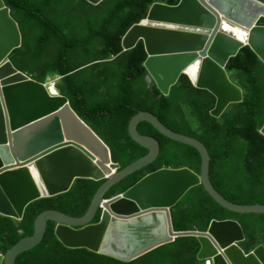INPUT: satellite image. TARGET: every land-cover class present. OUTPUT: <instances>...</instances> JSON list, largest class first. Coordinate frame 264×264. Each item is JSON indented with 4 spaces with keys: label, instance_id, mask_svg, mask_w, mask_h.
Here are the masks:
<instances>
[{
    "label": "water",
    "instance_id": "water-1",
    "mask_svg": "<svg viewBox=\"0 0 264 264\" xmlns=\"http://www.w3.org/2000/svg\"><path fill=\"white\" fill-rule=\"evenodd\" d=\"M98 4L103 0H87ZM264 0H178L170 5L153 3L146 17L123 35L124 50L142 41L146 79L161 94L181 74L192 85L215 97L210 114L219 117L242 91L229 78L226 65L243 46H249L264 64ZM233 29L242 31L238 38ZM22 44L18 22L9 6L0 0V213L17 224L32 201L65 192L78 178L105 179L85 214L74 216L57 209L38 214L32 234L24 236L5 253L0 264H16L18 255L39 244L48 221L69 247L87 248L122 261L133 259L178 237L194 236L200 248L197 259L205 264H264V246L245 253L244 240L235 220H212L206 231L173 229L170 209L192 187L201 184L221 207L235 213L264 214V204H237L224 198L209 178L210 156L197 139L177 133L149 111L139 110L130 119L129 133L147 153L120 168L109 146L75 112L67 96L53 83L30 77L17 69L10 53ZM15 71L16 76H8ZM190 71L194 72L191 77ZM147 121L161 135L188 146L200 156L199 174L187 167L161 168L137 181L122 194L105 197L111 186L151 162L159 154V143L137 130ZM264 136V124L260 128ZM120 168V169H119ZM101 209L100 221L92 220Z\"/></svg>",
    "mask_w": 264,
    "mask_h": 264
},
{
    "label": "trees",
    "instance_id": "trees-1",
    "mask_svg": "<svg viewBox=\"0 0 264 264\" xmlns=\"http://www.w3.org/2000/svg\"><path fill=\"white\" fill-rule=\"evenodd\" d=\"M18 22L22 44L9 55L13 65L44 82L48 75L60 77L58 91L67 96L75 112L109 146L114 162L125 167L147 150L133 140L129 122L139 110L149 111L166 127L199 140L210 156L209 178L227 200L237 204H264V64L243 46L226 65L230 80L242 91V100L230 104L219 117L210 111L215 97L196 88L181 74L161 94L146 79L143 65L146 51L142 41L128 50L122 46L126 31L146 17L155 2L176 4L178 0H4ZM264 25V18L259 20ZM137 130L154 137L159 154L147 166L136 170L106 192L122 194L145 175L161 168L187 167L199 174L200 156L191 146L161 135L147 121ZM119 168V169H120ZM105 179L78 178L65 192L29 203L17 224L0 213V252L34 231L35 219L45 209H57L81 216L86 213ZM173 229L206 231L212 220H235L248 253L264 246V214L235 213L217 204L201 184L190 188L170 209ZM101 209L92 222L100 221ZM196 237H178L133 259L122 261L87 248L64 245L49 220L43 240L21 252L16 264H205L197 259Z\"/></svg>",
    "mask_w": 264,
    "mask_h": 264
},
{
    "label": "bare ground",
    "instance_id": "bare-ground-1",
    "mask_svg": "<svg viewBox=\"0 0 264 264\" xmlns=\"http://www.w3.org/2000/svg\"><path fill=\"white\" fill-rule=\"evenodd\" d=\"M232 31L235 33V35H236L238 38H241V37H242V31H240L239 29H233V28H232ZM7 75H8V76L11 75V77H12V76H16L17 73H16L15 71H9V72L7 73ZM190 75H191V77H193V76H194V72L190 71ZM47 83H50V79H47ZM47 83H46V84H47ZM47 86H48V85H47ZM50 87H53V84L50 85ZM52 90H54V87L52 88Z\"/></svg>",
    "mask_w": 264,
    "mask_h": 264
},
{
    "label": "rangeland",
    "instance_id": "rangeland-1",
    "mask_svg": "<svg viewBox=\"0 0 264 264\" xmlns=\"http://www.w3.org/2000/svg\"><path fill=\"white\" fill-rule=\"evenodd\" d=\"M47 77H49L50 79V83H47V85L50 87V85H52L54 83V85L56 86V83L59 81L60 77L56 74H50Z\"/></svg>",
    "mask_w": 264,
    "mask_h": 264
}]
</instances>
